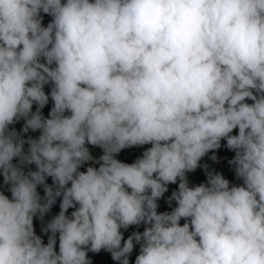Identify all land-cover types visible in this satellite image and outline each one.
I'll use <instances>...</instances> for the list:
<instances>
[{"label": "clouds", "instance_id": "clouds-1", "mask_svg": "<svg viewBox=\"0 0 264 264\" xmlns=\"http://www.w3.org/2000/svg\"><path fill=\"white\" fill-rule=\"evenodd\" d=\"M21 117L40 131L27 152L7 131ZM222 139L243 184L207 173L191 186ZM86 144L103 155L80 171ZM0 174V264H91L102 249L129 264L134 244L135 264H264V0H0ZM57 197L45 244L33 220Z\"/></svg>", "mask_w": 264, "mask_h": 264}, {"label": "trees", "instance_id": "trees-1", "mask_svg": "<svg viewBox=\"0 0 264 264\" xmlns=\"http://www.w3.org/2000/svg\"><path fill=\"white\" fill-rule=\"evenodd\" d=\"M40 15L42 17V25L46 27L47 24L51 22L52 17L50 15L42 13V12ZM52 87H53V85L51 83H47L44 85V89H43L45 91V93L49 95L48 103L41 110V113L45 118H47L49 116V112H50L51 108L53 107V101L51 100V97H50V92H51ZM37 107H38V105L36 103H33L32 112H35ZM65 114L69 115L70 113H65ZM24 125H25V119L21 117V118L15 120L12 124H10L7 128V131L8 132L14 131L17 133V137L19 139H23L20 135V131L24 127ZM38 137L39 136H37L35 139H37ZM25 144H26V141H25ZM86 147H88L90 153L94 150L100 149V147L94 146L91 144H86ZM135 154H136V148H135V146H133V147L122 149L118 154H116L115 158L119 160L120 156L135 155ZM99 157H97L93 163H89L88 165L93 166V167H99V163H97V161H99ZM232 160H227L226 170L235 173V167L233 164L230 163V161H232ZM35 170H36L35 165L34 164L31 165L30 171H35ZM207 173H210L209 169L202 168V169L198 170L197 173L195 174V176L193 177V183L195 185H198L201 183H206L207 182ZM46 183H48L49 185H53L52 178L51 177L46 178ZM10 186H11L10 184H6L4 182L3 175L0 174V192H3V194L9 196V198H11V192L9 191ZM167 187H168V191L174 192L178 189V183L177 184H169ZM37 191L40 194V196L43 198L45 193H44V188L42 185H39L37 187ZM61 199H62L61 197H57L56 202L52 205L50 210L43 217H51V216L59 213L60 212ZM157 204H158V208H157L158 212H169L170 213L176 207V202L174 200H171L170 198L169 199H160L159 198L157 200ZM74 210H75L74 208H70L68 211L72 212ZM39 219H40L39 216L34 217V220H33V226L34 227H36L38 225ZM146 226L147 225H145L143 223L140 225H131L127 229H121V231L122 232H131V231L143 232ZM133 249H136L137 252H140V247H138V245L136 247H134ZM87 255H88L89 259L91 260V264H116V263H113V261H112L111 253H109L103 249L98 253H93V252L89 251L87 253Z\"/></svg>", "mask_w": 264, "mask_h": 264}, {"label": "built area", "instance_id": "built-area-1", "mask_svg": "<svg viewBox=\"0 0 264 264\" xmlns=\"http://www.w3.org/2000/svg\"><path fill=\"white\" fill-rule=\"evenodd\" d=\"M24 128V127H23ZM23 128L20 131V135L21 137L27 141L29 138L31 139H35L37 137V134L35 131L29 130L28 132H24ZM233 135L238 134V129L237 130H233ZM29 145L26 144L24 145V151L27 152ZM213 157H215V159H213ZM211 158H205V159H201L199 161V164L206 169L210 170V173H219L221 174L225 179H227L229 181V186H240L243 184V180L241 178H238L236 176V173H233L231 171L226 170L227 167V160L223 155H216L213 156ZM13 163L19 165V158H14L13 159ZM24 170V172H28L31 169V165H22L21 166ZM59 213L51 216V217H43L42 219L40 218L38 221V225L36 227H34V231L35 234L40 236L43 240V242L45 244H47L48 242V237L51 233H46L44 231V229L46 228L47 224ZM67 215H71V212H67ZM58 234H57V245H56V249L58 248ZM138 247H140V245L138 244ZM140 252H137L136 249H133V251L131 252V254L129 255V264H135V259L137 257V255H139ZM113 263L118 264L117 261H114L112 259Z\"/></svg>", "mask_w": 264, "mask_h": 264}, {"label": "rangeland", "instance_id": "rangeland-1", "mask_svg": "<svg viewBox=\"0 0 264 264\" xmlns=\"http://www.w3.org/2000/svg\"><path fill=\"white\" fill-rule=\"evenodd\" d=\"M42 62H43V61H42ZM35 132H36L37 136L40 135V131H39V130H37V131H35ZM225 141H226V140H225ZM149 147H151L150 144L135 146L136 151L138 152L139 158L142 157L143 152H144L145 150H147V148H149ZM213 153H219V154H222L223 156H226L227 158H230V156H231V158H234V156H235V152H234V151L229 150L226 146H220L219 149H215V150H211V151H209V152H208L204 157H202V158H207V157H209V156H210L211 154H213ZM202 158H201V159H202ZM137 159H138V158H135L134 162H135ZM87 167H88V165L85 163V164L81 165V167H80L79 170H80V171H86ZM202 168H203V167L199 164V167H197V169H196L194 172H191V173L188 174V178H189V182H190V185H191V186H195V184L193 183V177L195 176V174L197 173V171L200 170V169H202ZM172 193H173L172 191L169 192V195H170V194L172 195ZM171 195H170L169 197H171ZM166 197H167V193H164L163 196H162L160 199H166ZM184 222H185V220H184V219H181L180 224L183 225ZM134 232H136V231L123 232L124 239H127L128 236H130V235H131L132 233H134ZM137 245H138V244H134V247H136ZM56 250L58 251V248H57Z\"/></svg>", "mask_w": 264, "mask_h": 264}, {"label": "crops", "instance_id": "crops-1", "mask_svg": "<svg viewBox=\"0 0 264 264\" xmlns=\"http://www.w3.org/2000/svg\"><path fill=\"white\" fill-rule=\"evenodd\" d=\"M248 102L251 103L252 101H248ZM220 144H221V146H226V141L222 139L221 142H220ZM91 154H92V160L91 161H88L86 163L87 165L89 163H93L97 157L103 155V150L100 148V149H97V150L92 151ZM216 155H222V154L213 153V154H211L207 158H211V157L216 156ZM224 157L226 158V160H232L233 159V158H231V156H230V158H227L226 156H224ZM135 158H139V155H138V152L137 151H136V154L135 155H123V156H120L119 160L121 162L131 164V163H134ZM202 159H205V158H202ZM169 192L170 191L165 192V193H167L166 199L171 198V197H169L171 195V194L169 195Z\"/></svg>", "mask_w": 264, "mask_h": 264}]
</instances>
